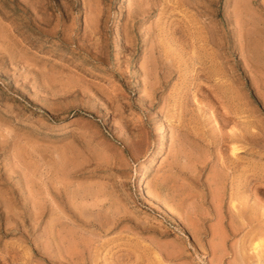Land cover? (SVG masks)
Returning <instances> with one entry per match:
<instances>
[{
	"label": "rangeland",
	"instance_id": "obj_1",
	"mask_svg": "<svg viewBox=\"0 0 264 264\" xmlns=\"http://www.w3.org/2000/svg\"><path fill=\"white\" fill-rule=\"evenodd\" d=\"M0 264H264V0H0Z\"/></svg>",
	"mask_w": 264,
	"mask_h": 264
},
{
	"label": "bare ground",
	"instance_id": "obj_2",
	"mask_svg": "<svg viewBox=\"0 0 264 264\" xmlns=\"http://www.w3.org/2000/svg\"><path fill=\"white\" fill-rule=\"evenodd\" d=\"M232 148H233V147H232ZM238 150H239V148L234 147L232 152H236V151L238 152ZM140 178H141V177H140ZM136 191H137L139 194L142 195V198H145V199H146V192H145V190H144V185H143L141 179H138V180H137ZM147 196H148V195H147ZM145 199H144V200H145ZM150 205H151V204H150ZM154 208H156L158 211L165 212L164 207L160 206V203H159V204L157 203V204L154 206ZM166 211H167V213H168L169 215L172 216V213H171L169 210H166Z\"/></svg>",
	"mask_w": 264,
	"mask_h": 264
}]
</instances>
